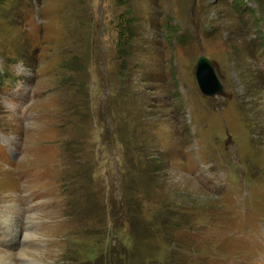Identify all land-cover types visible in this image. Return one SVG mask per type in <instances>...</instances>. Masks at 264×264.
<instances>
[{
    "label": "rangeland",
    "instance_id": "1",
    "mask_svg": "<svg viewBox=\"0 0 264 264\" xmlns=\"http://www.w3.org/2000/svg\"><path fill=\"white\" fill-rule=\"evenodd\" d=\"M2 254L264 264V0H0Z\"/></svg>",
    "mask_w": 264,
    "mask_h": 264
},
{
    "label": "water",
    "instance_id": "2",
    "mask_svg": "<svg viewBox=\"0 0 264 264\" xmlns=\"http://www.w3.org/2000/svg\"><path fill=\"white\" fill-rule=\"evenodd\" d=\"M196 77L199 87L205 95L216 96L223 92V84L208 57L200 56L196 66Z\"/></svg>",
    "mask_w": 264,
    "mask_h": 264
},
{
    "label": "bare ground",
    "instance_id": "3",
    "mask_svg": "<svg viewBox=\"0 0 264 264\" xmlns=\"http://www.w3.org/2000/svg\"><path fill=\"white\" fill-rule=\"evenodd\" d=\"M194 187H196L195 184H194ZM6 215H7V214H6ZM8 215H9V214H8ZM19 215H20V214H19ZM5 219H6V218H5ZM12 229H13V228H12ZM19 232H20V231H19ZM14 233H15V232H14ZM21 234H22V233H21ZM23 234H25V233H23ZM26 235H27V234H26ZM29 236H30L31 238L34 237V236H35V237H38V235H37L34 231L30 232V233H29ZM24 237H25V235H24ZM18 238H19V237H16V239H18ZM22 238H23V237H22ZM22 238H21V239H22ZM27 239H28V238H27ZM25 240H26V239H25ZM14 247H15V246H14ZM22 256L25 257L26 260H27V258H28V257H26V256H27V251L23 252V253H22ZM6 259H7V258H6L5 255H3V254L0 255V262H1V264H10L9 262L6 261ZM7 260H8V259H7ZM26 262H29V261H26ZM32 264H33V263H32Z\"/></svg>",
    "mask_w": 264,
    "mask_h": 264
}]
</instances>
